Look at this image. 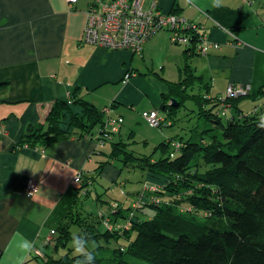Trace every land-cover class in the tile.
<instances>
[{
	"label": "crops",
	"instance_id": "0c3cea01",
	"mask_svg": "<svg viewBox=\"0 0 264 264\" xmlns=\"http://www.w3.org/2000/svg\"><path fill=\"white\" fill-rule=\"evenodd\" d=\"M92 1L0 0V264H19L17 234L36 248L23 264H38V253L47 252L46 238L53 237L75 197L74 175L78 170L95 175L108 153L99 144L98 127L30 146L27 135L46 130L54 101L81 98L99 109L111 108L124 123L137 121L148 109L169 117L159 109L173 107L176 100L165 101L170 82L188 73L201 77L193 84L199 82L202 96L211 101L221 99L230 85L248 88L252 95L264 90V0H158L162 11L204 26L219 44L205 55L172 44L165 30L153 33L140 54L84 43L85 12ZM150 3L145 0L144 7ZM127 72L132 73L128 80ZM252 95L244 98L264 101ZM242 107L250 109L252 102ZM117 174L118 169L108 176L115 181ZM29 178L38 185L33 197L25 195ZM123 202L128 205L127 198Z\"/></svg>",
	"mask_w": 264,
	"mask_h": 264
},
{
	"label": "trees",
	"instance_id": "16d2710c",
	"mask_svg": "<svg viewBox=\"0 0 264 264\" xmlns=\"http://www.w3.org/2000/svg\"><path fill=\"white\" fill-rule=\"evenodd\" d=\"M193 79L200 81L201 77L188 73L180 81L170 82L165 101L173 97L180 106L183 99L192 97L200 106L199 114L215 123L220 134L204 129L207 138L200 134L199 140H179V150H174L170 139L163 140L157 147L161 156L154 160L127 151L123 142H114L112 132L102 140L111 148L108 158L98 162L95 174H101L105 166L124 154V166L145 170L147 179L128 205L122 206L119 202L123 201L111 197L107 204H100L96 214L82 213L79 197L91 194L88 186L95 175L78 170L83 175L74 185L75 197L54 229L51 251L44 252L47 260L38 259V263L76 264L78 257L68 247L72 227H76V233L86 234L96 243L90 249L96 264H264V129L258 127L264 109L255 106L250 112L241 110L239 104L246 95H252L250 90L217 101L189 94L186 89ZM256 95L263 98L264 90L252 95L254 100L261 99ZM221 100L227 110H232L229 115L221 113L222 106L212 113ZM206 101L212 102L211 107L203 110ZM163 106L169 115L175 111L168 104ZM105 118L103 109L84 99L56 100L46 117V130H34L26 142L36 146L74 130L89 133L96 126L100 128ZM145 183L155 184L158 191L146 192ZM153 195L160 202L154 203ZM94 199L100 201L101 197L95 193ZM125 220H131L129 229L124 227ZM121 240L124 242L119 243ZM113 241L117 245L110 246ZM60 249L66 250L56 257Z\"/></svg>",
	"mask_w": 264,
	"mask_h": 264
},
{
	"label": "built area",
	"instance_id": "2783aa9c",
	"mask_svg": "<svg viewBox=\"0 0 264 264\" xmlns=\"http://www.w3.org/2000/svg\"><path fill=\"white\" fill-rule=\"evenodd\" d=\"M76 0H66L72 4ZM205 16H209L204 13ZM165 30L169 32L172 44L181 45L200 55H205L210 48H218L219 44L209 39L206 30L199 24H192L184 16L173 12H164L158 7V0H151L148 7H144V0H93L85 12V23L82 34V42L95 45L107 50H127L134 54L141 53L144 43L155 32ZM132 73L127 72L124 79ZM248 88L230 85L226 90L227 97L245 95ZM222 99V98H221ZM70 102V101H68ZM224 114L228 111L222 105ZM225 111V112H224ZM105 121L98 127V139L102 144L104 139L109 138L112 132H118L123 122L121 116H114L109 107L103 109ZM226 114V113H225ZM224 114V115H225ZM143 119L155 127L166 126L170 119L161 116L156 109H148L141 112ZM174 150L180 147V142L172 141ZM172 155V154H171ZM81 171H77L73 177V183L81 182ZM147 189L155 188L154 184H144ZM38 191V185L34 178L26 182L25 195ZM154 191V190H151ZM159 198L153 197V201ZM124 227H127L124 224ZM52 236L46 238L48 243Z\"/></svg>",
	"mask_w": 264,
	"mask_h": 264
},
{
	"label": "rangeland",
	"instance_id": "374dc122",
	"mask_svg": "<svg viewBox=\"0 0 264 264\" xmlns=\"http://www.w3.org/2000/svg\"><path fill=\"white\" fill-rule=\"evenodd\" d=\"M145 1V0H144ZM118 51V50H115ZM195 81H199L197 79H193L191 84L187 87V92L189 94H204V88L198 87V84H193ZM194 85H196L194 87ZM193 89V90H192ZM226 94L224 95V97ZM205 97V96H203ZM207 98V97H206ZM243 100V99H242ZM176 101V100H175ZM223 100L219 101L216 104H222L226 106L227 104L222 103ZM184 103L180 104V106H173L175 108V111L169 115L168 109H159L162 114H167V119H170L169 123L166 126L161 127H155L150 125L148 122H146L143 117H140L137 121L133 120V122H124L122 123V127L120 129V132L113 133L114 142L121 141L125 144V149L129 152L134 153L138 157L148 156L152 157L154 160L159 159L161 156L160 148H157L159 143L163 141V139H166L169 137L171 141L173 140H182L185 141L187 139L192 140H199L200 134H203L206 138L207 135L203 133L202 131L207 128H212V130L209 131V134H220L219 128H214L215 123L209 121L206 116H204L201 112L200 106L195 100L192 99V97H186L183 99ZM252 107L250 109L244 106L245 103L247 105H251ZM170 104V103H169ZM241 108H244V113L250 112L253 107L258 106L259 109H264V102L259 100V102L251 101L250 99L244 98V100L240 103ZM211 107L210 101L204 103L203 110H207ZM214 107L213 109H215ZM111 109V108H110ZM224 110V109H223ZM215 110H212V113ZM230 111H224L226 115L231 113ZM114 114V113H113ZM225 118V116H223ZM94 128H97L94 127ZM132 130V131H131ZM99 140V139H98ZM161 140V141H160ZM180 142V141H179ZM100 144V143H99ZM107 146L108 151L111 148V144L109 142L104 144ZM178 150L180 147H176ZM176 149V150H177ZM124 154H121L119 156L118 160H114L112 164H109L104 167V173L101 174H95L94 176V182L89 187L91 194L87 196H81L78 200V206L80 207L81 203L83 202V211L82 213H88L92 212L93 214H96L98 212V208L100 204H107V201L110 200L111 197H117L120 200L125 201L127 198L128 201L131 203L130 197H133V195H124L126 191H136L139 190L142 187L143 182L147 179L145 170H142L138 167H134L131 164H127L124 166L125 162L123 160ZM103 158L101 161H105L108 157L107 154L103 155ZM118 169V174L114 177L115 181H112L108 174H111L114 172V170ZM77 182H75L73 185H76ZM155 185V184H154ZM156 189L151 188L147 189L146 192L154 190L155 192L158 191L157 186L155 185ZM95 193H98L101 197L100 201H97L94 199ZM150 195V194H147ZM145 194V196H147ZM155 195H153L154 197ZM152 197V195H151ZM155 198V197H154ZM158 198V197H157ZM153 199V198H152ZM160 202V199L157 201H154V203ZM78 207H76L77 209ZM105 209V207H102ZM73 208V210H76ZM79 209V208H78ZM74 216V213H73ZM126 224V228L129 229L132 224L131 220H125L124 222ZM102 226V225H101ZM103 227V226H102ZM73 233L77 232L76 227H72ZM54 242V237L51 238V240L47 243L46 246H44V249L48 252L51 251V243ZM124 241H119V243H123ZM100 243V242H99ZM96 243L89 241V249L93 248ZM110 246L117 245L116 242H112L109 244ZM49 248H48V247ZM71 246V243H69L68 247ZM66 249H60L58 253H55L54 255L56 257L60 256L62 253L65 252ZM51 253V252H50ZM100 254H98L99 256ZM38 256L41 259V262H45L46 256L42 252L38 253ZM134 262V261H133ZM40 264V263H38ZM106 264V263H105Z\"/></svg>",
	"mask_w": 264,
	"mask_h": 264
},
{
	"label": "clouds",
	"instance_id": "9594fccd",
	"mask_svg": "<svg viewBox=\"0 0 264 264\" xmlns=\"http://www.w3.org/2000/svg\"><path fill=\"white\" fill-rule=\"evenodd\" d=\"M258 127L264 129V116L260 117ZM35 192L36 190L29 195L33 197ZM14 249L19 264H23V260L36 250L34 242L22 234L16 235ZM71 249L78 257L76 264H96V258L93 251L89 249V238L86 234L74 233L71 238Z\"/></svg>",
	"mask_w": 264,
	"mask_h": 264
},
{
	"label": "water",
	"instance_id": "95a60500",
	"mask_svg": "<svg viewBox=\"0 0 264 264\" xmlns=\"http://www.w3.org/2000/svg\"><path fill=\"white\" fill-rule=\"evenodd\" d=\"M172 105L173 106H176L177 105V102L174 99H172Z\"/></svg>",
	"mask_w": 264,
	"mask_h": 264
},
{
	"label": "bare ground",
	"instance_id": "6f19581e",
	"mask_svg": "<svg viewBox=\"0 0 264 264\" xmlns=\"http://www.w3.org/2000/svg\"><path fill=\"white\" fill-rule=\"evenodd\" d=\"M201 26H203V25H201ZM204 27V26H203ZM194 53H196V52H194ZM138 54H140V53H138Z\"/></svg>",
	"mask_w": 264,
	"mask_h": 264
}]
</instances>
